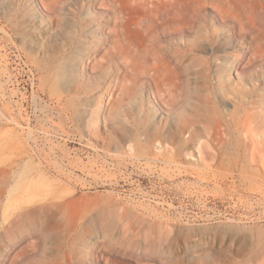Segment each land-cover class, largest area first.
<instances>
[{"label":"rangeland","instance_id":"rangeland-1","mask_svg":"<svg viewBox=\"0 0 264 264\" xmlns=\"http://www.w3.org/2000/svg\"><path fill=\"white\" fill-rule=\"evenodd\" d=\"M263 255L264 0H0V264Z\"/></svg>","mask_w":264,"mask_h":264},{"label":"bare ground","instance_id":"bare-ground-1","mask_svg":"<svg viewBox=\"0 0 264 264\" xmlns=\"http://www.w3.org/2000/svg\"><path fill=\"white\" fill-rule=\"evenodd\" d=\"M141 45V44H140ZM145 57V56H144ZM156 69V68H155ZM144 134L145 135H147L148 137L149 136H151L152 134L151 133H149V126L148 127H146L145 128V132H144ZM202 143V142H201ZM131 149V148H130ZM207 149H209L208 148V145L206 144V143H204L203 142V144H200L199 145V159L201 160V161H203V162H205V161H208L209 160V157H208V155H207ZM198 150V149H197ZM211 152V151H210ZM212 158V157H211ZM205 164V163H204ZM207 164V163H206ZM8 206V205H7ZM7 209V208H6ZM32 210V209H31ZM34 211V210H33ZM4 212V211H3ZM6 212V211H5ZM7 212H8V210H7ZM29 212V211H28ZM21 213V212H20ZM50 213V212H49ZM22 214V213H21ZM23 216V215H22ZM40 216V215H39ZM49 216V215H48ZM51 216V215H50ZM19 218H21V216L19 215L18 216ZM17 217V218H18ZM35 218V217H34ZM36 219V218H35ZM39 219V218H38ZM38 219H36L35 221H34V224H35V227H36V225L38 224V222H37V220ZM42 219V218H41ZM46 219V218H45ZM44 219V220H45ZM49 219V218H48ZM50 220V219H49ZM52 221V220H51ZM41 222H43L42 220H41ZM40 222V223H41ZM50 222V221H49ZM33 223V222H32ZM44 223V222H43ZM53 223H54V220H53ZM51 224V223H50ZM33 225V224H32ZM40 225V224H39ZM41 226V225H40ZM54 227H56V226H54ZM36 228H38V227H36ZM40 229V228H39ZM38 229V230H39ZM37 230V229H36ZM86 237V236H85ZM257 264H264V255L262 256V258H260V260L258 261V263Z\"/></svg>","mask_w":264,"mask_h":264}]
</instances>
